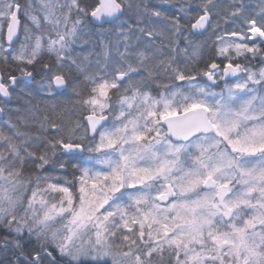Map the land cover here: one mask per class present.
<instances>
[{
  "label": "snow or ice",
  "instance_id": "1",
  "mask_svg": "<svg viewBox=\"0 0 264 264\" xmlns=\"http://www.w3.org/2000/svg\"><path fill=\"white\" fill-rule=\"evenodd\" d=\"M0 264H264V0H0Z\"/></svg>",
  "mask_w": 264,
  "mask_h": 264
},
{
  "label": "rangeland",
  "instance_id": "2",
  "mask_svg": "<svg viewBox=\"0 0 264 264\" xmlns=\"http://www.w3.org/2000/svg\"><path fill=\"white\" fill-rule=\"evenodd\" d=\"M252 2H253V3H255V2H256V0H252Z\"/></svg>",
  "mask_w": 264,
  "mask_h": 264
},
{
  "label": "trees",
  "instance_id": "3",
  "mask_svg": "<svg viewBox=\"0 0 264 264\" xmlns=\"http://www.w3.org/2000/svg\"><path fill=\"white\" fill-rule=\"evenodd\" d=\"M202 66V65H201Z\"/></svg>",
  "mask_w": 264,
  "mask_h": 264
}]
</instances>
